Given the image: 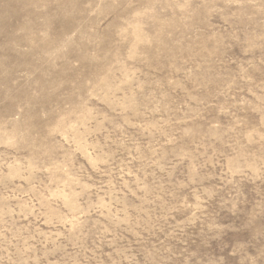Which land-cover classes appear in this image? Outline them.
<instances>
[{"label": "rangeland", "instance_id": "obj_1", "mask_svg": "<svg viewBox=\"0 0 264 264\" xmlns=\"http://www.w3.org/2000/svg\"><path fill=\"white\" fill-rule=\"evenodd\" d=\"M0 264H264V0H0Z\"/></svg>", "mask_w": 264, "mask_h": 264}]
</instances>
